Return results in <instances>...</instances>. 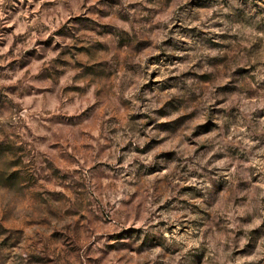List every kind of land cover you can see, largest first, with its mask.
<instances>
[{
    "label": "rangeland",
    "instance_id": "rangeland-1",
    "mask_svg": "<svg viewBox=\"0 0 264 264\" xmlns=\"http://www.w3.org/2000/svg\"><path fill=\"white\" fill-rule=\"evenodd\" d=\"M0 264H264V0H0Z\"/></svg>",
    "mask_w": 264,
    "mask_h": 264
},
{
    "label": "clouds",
    "instance_id": "clouds-1",
    "mask_svg": "<svg viewBox=\"0 0 264 264\" xmlns=\"http://www.w3.org/2000/svg\"><path fill=\"white\" fill-rule=\"evenodd\" d=\"M162 18H164V17H157V19H162ZM140 225H137V227H139Z\"/></svg>",
    "mask_w": 264,
    "mask_h": 264
}]
</instances>
